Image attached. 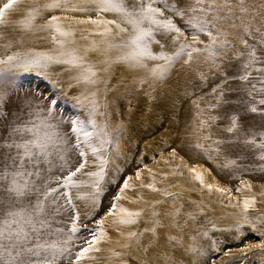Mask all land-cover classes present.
I'll list each match as a JSON object with an SVG mask.
<instances>
[{
  "label": "snow or ice",
  "instance_id": "obj_1",
  "mask_svg": "<svg viewBox=\"0 0 264 264\" xmlns=\"http://www.w3.org/2000/svg\"><path fill=\"white\" fill-rule=\"evenodd\" d=\"M22 2L0 0V264H229L216 233L264 237V185L245 179L264 177V0ZM113 65L152 102L178 65L192 73L181 146L148 182L119 163ZM29 73L51 87H25Z\"/></svg>",
  "mask_w": 264,
  "mask_h": 264
},
{
  "label": "rangeland",
  "instance_id": "obj_2",
  "mask_svg": "<svg viewBox=\"0 0 264 264\" xmlns=\"http://www.w3.org/2000/svg\"><path fill=\"white\" fill-rule=\"evenodd\" d=\"M40 45L43 47H48L45 42L39 41ZM155 50H157V46H154ZM22 76V83L25 87L32 86V87H39L41 84H37L36 82L42 83V81H39V78L34 73L29 74H21ZM192 76V73L189 72L187 69H184L180 67V71L175 73V78L172 79L173 85L166 84L164 87L163 85H158L156 88V92L152 95L155 96L157 94H160L158 99L156 100L157 103H162V111L158 112L164 113L163 115H157L154 117L155 121H158L155 127L151 129L149 132L144 131H136L133 133V135L130 137H123L121 139V156L122 159L119 161L120 165L122 167H125V176H132L133 180L134 173L137 170H140L143 174V178L145 182H148L149 175H148V169H151L155 173H159L161 170L160 166H164L165 159H170V151L172 147L179 148L181 146L180 143V136L182 135V130H177L173 127H168L166 129L161 128V124L164 120H167L168 123L175 121V116L181 112H190L191 109V103L189 100H185L183 96L180 95V93L183 91L188 79ZM37 80V81H36ZM47 82H44L43 88L47 89L50 88V85H46ZM50 86V87H49ZM40 88V87H39ZM192 90L191 88L189 89ZM204 91H207L205 89ZM202 92H196V95H202ZM168 97V99H166ZM192 99H195V96L192 97ZM129 104H126L125 109L126 112H131L134 109L133 102L130 100L128 102ZM173 103L177 104V107H173ZM203 104V102H201ZM168 105V106H166ZM124 106V105H123ZM67 107V106H66ZM171 108V109H170ZM125 113V112H124ZM114 115V114H113ZM172 122V123H173ZM170 123V124H172ZM215 131V127H214ZM178 133L180 135H178ZM170 146V147H169ZM181 155H183L181 153ZM143 157L142 163H137ZM179 160L175 161V163H178ZM159 169V170H158ZM219 178V176H218ZM220 179V178H219ZM248 179V178H245ZM214 182V181H210ZM163 183H167V181H163L158 186H162ZM220 183L222 186H229V187H236L239 186L238 181H232L230 184L227 183L226 179L221 180ZM254 186V184H253ZM115 189H113V192ZM169 191H175L174 189L170 188ZM254 191H256L254 187ZM196 197L198 195L196 193H192ZM239 195V194H234ZM148 196V193L146 191V198ZM110 197L105 198V205H107V201ZM158 198V197H157ZM215 199V198H214ZM126 207H129L125 205ZM171 205H164V208H169ZM217 209V208H216ZM226 211H232V210H226ZM211 215L214 213H210ZM100 215H103V211L100 213ZM232 223L231 220L226 221L223 224L217 223L219 226L224 227L228 224ZM189 225H191V222H189ZM188 228H186V231ZM109 231L111 232L112 229L109 228ZM247 233H251L250 230H245ZM250 231V232H249ZM173 235H177L178 233L175 230H172ZM220 240L226 242L230 249H239L240 252L235 255L232 259V261L229 264H260V261L262 258H264V252H260V250L253 248L252 251L256 252L257 255L253 256L252 252L249 251V246L254 245L259 242L260 239H264V237H257L254 234L247 235L246 239L240 238L241 236H234L233 233H231L229 236H226L225 233H216L215 234ZM187 239V238H186ZM241 239V240H240ZM234 244V245H233ZM102 247H106L103 246ZM245 254V255H242ZM214 255V254H213ZM221 258L224 257L223 252L219 254ZM211 264V261H210Z\"/></svg>",
  "mask_w": 264,
  "mask_h": 264
},
{
  "label": "bare ground",
  "instance_id": "obj_3",
  "mask_svg": "<svg viewBox=\"0 0 264 264\" xmlns=\"http://www.w3.org/2000/svg\"><path fill=\"white\" fill-rule=\"evenodd\" d=\"M30 2L31 0H23V2L20 4L21 9H24L27 6V4ZM17 16H19V14H17ZM77 39H79V32H77ZM80 43L84 44L86 42L80 41ZM154 50H155V47H154ZM89 59L92 61H97L98 59H100V57H98L95 53H89ZM178 69L180 71L179 65L176 67L175 71L172 73L170 79H168L165 83L161 84L163 85V87L166 84H171V86L173 85L172 79L175 78V73L178 71ZM101 75L103 76L104 74L101 73ZM111 76H112L111 84H117L120 81H123V83L120 85L119 88H117L116 91L110 92L108 95L109 111H111L114 114L112 116L113 127L122 123L123 124V137H129V136L131 137L133 133L139 130L144 131V132H149L158 123V121H155L154 117L157 115L160 116L164 114V113L158 114V112L164 109L162 107V105L164 104L157 103V101L152 102L151 96H148L144 94L143 92H137L135 86L131 83L132 74L128 72V70L123 65H113L111 69ZM39 81H42V83L40 82H36V83L41 84L39 87L41 90H44L45 88H43V85L45 81L41 80L40 78H39ZM46 85L48 86V84ZM125 85L127 86V89L131 94H128L125 92V87H124ZM99 87L102 88L103 85H99ZM166 99H168V97ZM130 100H132L133 102L132 104L134 106V109L133 111L127 113L125 106L126 104H129L128 102ZM150 107L152 109L151 112L148 111ZM117 110H119L120 115H116ZM186 119H190V112H181L175 116V121L174 122L172 121L173 123L170 122L172 124L168 123L167 120H164L161 124V128L166 129L168 127H173L177 130H182L184 128V121ZM250 119H254L257 123L259 122V117H250ZM181 153L184 155L183 151ZM160 168H161L160 169L161 171L158 174L168 172L170 166L164 165V166H160ZM245 178H248L249 180L252 181L256 189V192H259L261 190V185H264V177L260 176L259 174L255 176H246ZM169 179H173V178L169 177ZM220 179L224 180V178H220ZM146 191L147 190H145V194H146ZM129 195H131V193H129ZM191 195L194 199H199V197H196L193 194ZM124 203L125 205L129 207L139 206V205H130L127 202H124ZM216 208H217L216 211L212 215L218 218L217 223L223 224L226 221L231 220L230 218L219 219V217H222L225 215V212L221 211V209L219 208V205H216ZM230 234L231 233H225L226 236H229ZM249 234L251 233H248V235ZM239 252H240L239 249H235V250L231 249V253H232L231 258H225V257L223 258L229 259V263H230L232 259L236 257L235 255H237ZM217 264H218V261H217Z\"/></svg>",
  "mask_w": 264,
  "mask_h": 264
}]
</instances>
